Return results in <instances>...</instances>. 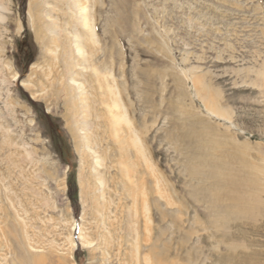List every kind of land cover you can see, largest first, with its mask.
Returning a JSON list of instances; mask_svg holds the SVG:
<instances>
[{
  "label": "rangeland",
  "instance_id": "rangeland-1",
  "mask_svg": "<svg viewBox=\"0 0 264 264\" xmlns=\"http://www.w3.org/2000/svg\"><path fill=\"white\" fill-rule=\"evenodd\" d=\"M0 264H264V0H0Z\"/></svg>",
  "mask_w": 264,
  "mask_h": 264
},
{
  "label": "bare ground",
  "instance_id": "bare-ground-1",
  "mask_svg": "<svg viewBox=\"0 0 264 264\" xmlns=\"http://www.w3.org/2000/svg\"><path fill=\"white\" fill-rule=\"evenodd\" d=\"M72 1V0H71ZM77 2V1H75ZM85 5L81 7V10L83 12L82 17L81 19L83 20V24L84 26L88 27L89 28V32L91 33V35H94V32H93V27L90 26L91 24V20L92 19H89L88 17V13H87V10L84 9ZM77 49H78V46H77ZM78 52L80 51L79 49L77 50ZM80 87V86H79ZM110 93L112 94V89H110ZM115 92V91H114ZM114 94V93H113ZM81 95V94H80ZM113 96V95H112ZM85 104L83 103V106ZM108 106V105H107ZM126 106V105H125ZM108 111L110 112V114L112 115L111 118H112V123L114 125V135L115 132H118V129H117V125L120 124L122 121L124 122L125 121V112L122 110V107H121V104L118 103L117 99H112V103L110 104V106H108ZM124 131V130H123ZM134 133H136V131H134ZM119 138V137H118ZM133 139V142L135 143L134 145H136V135L132 137ZM127 142V141H126ZM140 142V141H139ZM129 144V143H128ZM140 145V144H139ZM121 147V146H120ZM140 151V150H139ZM142 151V150H141ZM140 151V152H141ZM156 187V186H155Z\"/></svg>",
  "mask_w": 264,
  "mask_h": 264
}]
</instances>
